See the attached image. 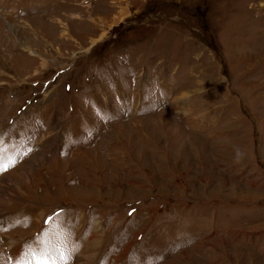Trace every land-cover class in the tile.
Masks as SVG:
<instances>
[{
    "label": "rangeland",
    "instance_id": "374dc122",
    "mask_svg": "<svg viewBox=\"0 0 264 264\" xmlns=\"http://www.w3.org/2000/svg\"><path fill=\"white\" fill-rule=\"evenodd\" d=\"M0 264H264V0H0Z\"/></svg>",
    "mask_w": 264,
    "mask_h": 264
}]
</instances>
